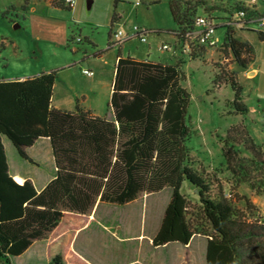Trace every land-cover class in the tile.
<instances>
[{
	"label": "trees",
	"instance_id": "1",
	"mask_svg": "<svg viewBox=\"0 0 264 264\" xmlns=\"http://www.w3.org/2000/svg\"><path fill=\"white\" fill-rule=\"evenodd\" d=\"M43 1L70 9L64 0ZM178 1L171 0L169 9L178 26L177 44L184 45L189 43L187 34L194 31L198 13L197 7L188 4L179 9ZM233 8L245 13V26L264 18L241 3ZM221 27L227 32L219 51L231 56L240 69H248L255 60L254 47L235 37L231 26ZM259 38L264 40V33L259 32ZM194 44L189 57L195 59L206 47L199 41ZM185 79L180 61L163 64L119 57L108 103L111 120L79 105L73 112L54 109L51 98L56 71L0 81V263L11 264L12 258L23 255L33 244L72 230L69 217L89 216L97 201L125 206L166 189L171 194L152 244L186 246L200 233L188 218V199L181 192L188 182L209 228L201 233L207 238L206 264H264V221L249 219L257 211L254 205L245 198L238 200L230 186L214 194L217 177L195 167L190 157L186 142L191 135V94L184 87ZM214 83L231 88L236 115L249 112L235 72L219 66ZM2 136L28 162L32 160L27 150L40 139L50 140L56 175L41 192L30 180L22 185L12 180ZM243 145L252 164L264 173V153L249 137ZM222 154L228 171L237 175L240 151L225 144ZM66 262L58 254L46 264Z\"/></svg>",
	"mask_w": 264,
	"mask_h": 264
},
{
	"label": "rangeland",
	"instance_id": "2",
	"mask_svg": "<svg viewBox=\"0 0 264 264\" xmlns=\"http://www.w3.org/2000/svg\"><path fill=\"white\" fill-rule=\"evenodd\" d=\"M86 1L83 0L80 19H73V12L69 9L51 8L43 0H29L28 4L25 0H0V79L15 80L50 71L59 74L62 66L72 62L78 63L77 67L80 69L89 66L94 70L99 68L102 73L105 71L109 78H113L114 62L118 52L108 50V35L114 14L120 17L114 28L124 34H132L133 30L138 28L141 31L156 32L148 34L147 41H156L157 46L163 42L173 43V32L178 30V26L170 13L171 0H118L116 5L113 0H96L90 9ZM109 2L110 7H108ZM235 3H241L247 8L255 7L261 15L264 14V0H179L176 5L179 9H183L186 4L189 5L188 7H197L198 16L208 17L220 27L216 30V36L223 41L227 29L221 26H227L224 24L227 21L234 23ZM29 11L36 16H28ZM106 14L110 16L109 21L105 20ZM77 20L81 23L72 22ZM47 22L53 23V27L56 28L50 30L44 24ZM253 22L250 25H254V32H246V36L255 50V60L251 67V70L256 71L254 76L250 74V77H247V72L240 69L231 56L222 53L215 61L212 59L215 55H212L211 51L195 59L191 58L192 63L185 60L182 67L187 77L183 84L191 94L188 112L191 135L186 142L190 157L195 167L217 177L218 183H215L214 194H218L221 188L227 191L230 186L234 188L238 200L245 198L249 201V193L259 194L264 191V173L257 164H252V156L243 145L249 137L264 153V41L259 38V32H264V27H259ZM63 25L69 27L70 31H75L76 35L82 30L84 36H89L93 40L94 46L86 42L84 37L80 45H72L69 49L58 45L50 37L61 34ZM231 27L232 31L239 29L236 25ZM240 28L246 29L247 26ZM236 36L243 38L238 30ZM126 43L127 52L131 50L141 60L169 64L172 62L169 59V52L158 51L157 46L153 47L152 55H148L147 43L141 42L136 37ZM75 48L80 51L75 53ZM98 52L103 55L96 57ZM223 65L230 72L236 73L242 87L243 102L249 110L246 115H236L233 112L231 103L234 94L231 88L214 83L218 67ZM57 83L61 84L59 77ZM225 144L240 151L242 160L237 165L239 170L237 175H233L226 167L222 154ZM181 192L188 199L190 222L196 231L200 232V236L204 237L202 231L208 232L209 228L202 219L198 200L188 182H184ZM170 193L171 191L166 189L160 194L151 195L147 200L137 202L134 206H114L111 209L115 212L114 217L122 220L121 212L151 209L152 206L168 200ZM237 202L238 205L244 206L243 201ZM256 205L263 217L254 206L257 211H254V216H250L249 219L255 221L259 217L264 221V193L257 198ZM139 220V215L135 214L131 224L133 233L139 231ZM125 232V229L118 232L119 236H123ZM108 244L109 242L102 244L101 249L108 251ZM124 245L127 247L136 243L117 242L116 248ZM110 247H113L112 238H110ZM11 264H27V261L22 258L13 259ZM197 264H205L202 257L197 258Z\"/></svg>",
	"mask_w": 264,
	"mask_h": 264
},
{
	"label": "crops",
	"instance_id": "3",
	"mask_svg": "<svg viewBox=\"0 0 264 264\" xmlns=\"http://www.w3.org/2000/svg\"><path fill=\"white\" fill-rule=\"evenodd\" d=\"M113 1L115 5L118 2V0ZM95 2L96 0H87L86 4L88 9L92 8ZM46 3L51 8L63 9L52 7L48 2ZM82 4L83 0H78L77 4L73 8L69 9L73 12V19H80ZM108 7H110V2ZM255 10L257 11V9ZM29 12L30 14H28V16H36L34 13H31V11ZM105 17V20L109 21L110 16L106 14ZM119 19L120 17L118 15L114 14L112 16L110 22V32L108 35V50L118 52L115 58L114 66L119 57H130L140 61L154 62L151 60H141L131 50H128L127 52L126 42L134 37L133 32L132 34H124L126 37L122 45L113 43L112 36L115 31H119L114 28ZM11 22L15 23V21ZM72 22L76 24L81 23V21L78 20ZM44 24L47 25L50 30L52 28H56L53 27V23L47 22V24ZM253 26V24H249L246 29H235L233 31L234 36L239 38L241 41L250 43L247 39L246 32H254ZM61 29V34H58V36L56 34L55 37H50L53 41L57 42L58 45H62L69 49L72 45H80L83 42L84 37L86 42L94 46L93 40L90 39L89 36H84L82 30L78 35H76L75 31L69 30V27L67 28L64 26ZM237 30L240 31L243 38H241V36H236ZM149 33L152 34L153 32L150 31ZM175 33L176 31L173 32L174 40L172 44L170 42H163L157 46L156 41H146L145 43L148 45L147 52H149L148 55H152L156 46L158 51L164 52L161 50V46L168 44L170 45L171 50L165 52H169V59L172 60L171 64L180 61L182 62L183 67L186 62L185 60L192 63L191 57H189L187 52L184 50L183 45L177 44ZM216 37L219 39L220 43H223L220 37ZM78 38L81 39L80 44L77 43ZM70 39H73L72 43L68 42ZM113 47L115 48L113 49ZM78 51H80V49L75 48V53ZM209 51H211L212 55H215L212 58L215 61L221 57L222 53L217 49L206 48L204 54H207ZM100 53L101 52H98L96 57H101L103 55ZM82 62L83 61H80V63ZM77 64L78 63L74 62L65 64L62 68H60V73H57V80L59 77L61 84L58 85L56 80L51 98L52 107L57 110L73 112L75 111L76 106L79 105L83 109L91 110L97 117H106L111 120L113 116L108 111V103L112 93L114 70L113 78H109L108 74L105 73V71L102 73L99 68L94 70L93 67L89 66V68L80 69L77 67ZM251 67L252 64L249 65L248 69L244 70L247 72V77H250V74H253V76L256 74V71L251 70ZM83 70H91L94 72V75L92 77L83 75ZM27 78L15 80H25ZM0 81L13 80L0 79ZM2 144L7 159L9 175L15 183L22 185L25 181L30 180L36 191L39 193L55 178V161L50 140L48 138L40 139L27 150V154L32 162L23 160L18 155L15 147L7 137L2 136ZM263 193L264 191L259 194L249 193L248 195L251 203L257 208L262 217V212L256 205V201ZM150 196H144L143 198L131 202L124 207L134 206L137 202L147 200ZM168 200L152 206L151 209L146 208L145 210L139 211L133 209L127 212H121V214H123L122 220H117L114 217L115 212L111 209V207L114 206L97 201L95 208L89 216L83 218L77 216L69 217V223L72 226V230L61 233L57 232V234L49 240L33 244L23 255L12 258L10 262H12L13 259L22 258L24 261H27V264H46L52 257L60 254L67 261L66 264H197V258L201 257L206 264L205 255L207 238L201 237L200 234H195L186 246L180 244H169L164 247L153 246V238L160 228ZM146 207L148 206L146 205ZM135 214L140 217L138 222L139 231L133 233V231H131V224ZM124 229L126 232L120 237L118 232H121L122 230L124 231ZM110 238H112V248L110 247ZM107 242H109V248L108 251L105 252L101 249V245L106 244ZM117 242L120 244L136 243V245H130L127 247L124 245V247L116 248Z\"/></svg>",
	"mask_w": 264,
	"mask_h": 264
},
{
	"label": "built area",
	"instance_id": "4",
	"mask_svg": "<svg viewBox=\"0 0 264 264\" xmlns=\"http://www.w3.org/2000/svg\"><path fill=\"white\" fill-rule=\"evenodd\" d=\"M65 4L73 8L78 0H64ZM136 5H139V3H136ZM245 13L243 11H236L233 16L234 23H230L227 21L224 23L228 26L236 25V27L240 28L242 26H245L244 18ZM254 21V22H253ZM251 22L258 24L259 27H264V18H258ZM218 25L215 24L210 18L205 16H197L195 19V29L191 33L187 34V39L189 43H185L183 45L184 50L187 52L188 55H190L192 52L191 44L194 46L195 41H199L202 45H204L207 49H217L220 50L223 46V43H220L219 39L216 37V30ZM134 37L138 38L141 42L147 41V35L149 34L148 31H141L138 28H135L133 30ZM126 35L122 31H115V33L112 36V41L114 44L122 45L124 43ZM81 42V39H77V43ZM162 51H170L171 47L168 44H164L161 46ZM83 75H86L88 77H92L94 75V72L91 70H83ZM225 197H229L228 193H225Z\"/></svg>",
	"mask_w": 264,
	"mask_h": 264
},
{
	"label": "bare ground",
	"instance_id": "5",
	"mask_svg": "<svg viewBox=\"0 0 264 264\" xmlns=\"http://www.w3.org/2000/svg\"><path fill=\"white\" fill-rule=\"evenodd\" d=\"M252 76H253V74H252ZM252 76H251V77H252Z\"/></svg>",
	"mask_w": 264,
	"mask_h": 264
}]
</instances>
